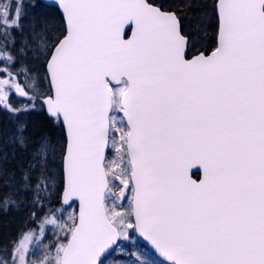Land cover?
Instances as JSON below:
<instances>
[{"label":"snow or ice","instance_id":"snow-or-ice-1","mask_svg":"<svg viewBox=\"0 0 264 264\" xmlns=\"http://www.w3.org/2000/svg\"><path fill=\"white\" fill-rule=\"evenodd\" d=\"M0 112V264H264V0H0Z\"/></svg>","mask_w":264,"mask_h":264},{"label":"trees","instance_id":"trees-1","mask_svg":"<svg viewBox=\"0 0 264 264\" xmlns=\"http://www.w3.org/2000/svg\"><path fill=\"white\" fill-rule=\"evenodd\" d=\"M166 4L174 3L175 0H162ZM214 24L209 28V35L207 40L208 51L214 46ZM22 79V78H21ZM18 100V98H17ZM21 103L24 102L23 98H20ZM20 103V104H21ZM15 104V103H13ZM29 126L36 135L40 132L48 130L50 128V121L44 111H33L29 115ZM9 127V121L7 114L0 112V128L5 130ZM14 166V165H13ZM19 176V173H17ZM75 207V205L73 206ZM25 211H9L8 213H0V243L7 242L11 238H15L17 230L21 227L23 220L25 219ZM51 230L48 234L51 235Z\"/></svg>","mask_w":264,"mask_h":264},{"label":"rangeland","instance_id":"rangeland-1","mask_svg":"<svg viewBox=\"0 0 264 264\" xmlns=\"http://www.w3.org/2000/svg\"><path fill=\"white\" fill-rule=\"evenodd\" d=\"M11 102L12 103H15V104H20L21 103V101H20V99H18L17 100V97L15 96V95H13L12 97H11ZM70 210V209H69ZM53 239V235H52V233H51V235L50 234H48V236H47V238L46 239H44L43 240V242L45 243V244H47L48 243V241L49 240H52ZM133 243H135V244H137L138 246H143V245H141L138 241H137V239L135 238V241H129V242H123L122 241V246L126 249V251H134V250H136V249H134L133 247H132V244ZM117 259V260H121V261H124V260H126L127 259V257L125 256V255H123V254H118V253H113V256L112 257H110V259Z\"/></svg>","mask_w":264,"mask_h":264},{"label":"water","instance_id":"water-1","mask_svg":"<svg viewBox=\"0 0 264 264\" xmlns=\"http://www.w3.org/2000/svg\"><path fill=\"white\" fill-rule=\"evenodd\" d=\"M129 35H130V30H129ZM127 38V37H126ZM211 51V50H210ZM209 51V52H210ZM45 112V111H44ZM45 114L47 115V113L45 112ZM76 208H78V202H77V204H76ZM135 236H136V238H137V240L144 246V245H146V241H144L143 240V238H141V237H139V235L138 234H134ZM125 242H127V241H125ZM150 247V246H149Z\"/></svg>","mask_w":264,"mask_h":264}]
</instances>
